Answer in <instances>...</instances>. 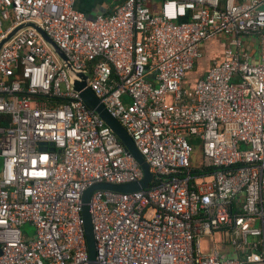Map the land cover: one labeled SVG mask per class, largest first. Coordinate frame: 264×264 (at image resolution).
<instances>
[{
  "label": "built area",
  "instance_id": "obj_1",
  "mask_svg": "<svg viewBox=\"0 0 264 264\" xmlns=\"http://www.w3.org/2000/svg\"><path fill=\"white\" fill-rule=\"evenodd\" d=\"M77 2L0 0V43L39 26L155 176L93 194L97 264H264V0H123L97 18ZM57 59L32 28L0 53V264H88L84 191L144 177Z\"/></svg>",
  "mask_w": 264,
  "mask_h": 264
},
{
  "label": "water",
  "instance_id": "obj_2",
  "mask_svg": "<svg viewBox=\"0 0 264 264\" xmlns=\"http://www.w3.org/2000/svg\"><path fill=\"white\" fill-rule=\"evenodd\" d=\"M32 28L35 29L47 46L52 50L55 56L58 58L60 64L68 72V75L72 82L73 90L78 93L80 100L93 114H96L116 135L118 140L124 146V149L129 153L140 165L144 177L142 180L125 184H110V183H98L87 188L82 196V217L83 228L86 239V245L88 250V264H97V242L94 232L93 212H92V197L96 191H107L116 193H134L141 190L148 189L151 183L154 181L155 176L150 171V166L146 162L145 158L137 148L133 138L128 133L127 129L123 127L120 121L115 118L108 109L104 106L97 95L89 88L88 80L90 74L88 72L77 71L73 68L63 52L56 46V44L47 36V34L37 25L27 24L16 30L0 43V53L4 46H6L14 36L23 29ZM52 149L55 147L50 144ZM60 151V150H59Z\"/></svg>",
  "mask_w": 264,
  "mask_h": 264
},
{
  "label": "crops",
  "instance_id": "obj_3",
  "mask_svg": "<svg viewBox=\"0 0 264 264\" xmlns=\"http://www.w3.org/2000/svg\"><path fill=\"white\" fill-rule=\"evenodd\" d=\"M165 1L168 0H149L148 6L157 14ZM122 2L123 0H78L77 10L90 18H97L101 15H111ZM194 73L197 74V80L206 75L204 71L201 74L198 73V70L194 71L187 76L186 84L191 86L195 84L197 80L191 81L194 78ZM190 78L192 79L190 80Z\"/></svg>",
  "mask_w": 264,
  "mask_h": 264
},
{
  "label": "rangeland",
  "instance_id": "obj_4",
  "mask_svg": "<svg viewBox=\"0 0 264 264\" xmlns=\"http://www.w3.org/2000/svg\"><path fill=\"white\" fill-rule=\"evenodd\" d=\"M214 46V49H219V45L214 41V42H208L205 46V56L203 59H201L195 69V71L198 70V73L201 74L202 71L205 72L206 68L208 67V56L210 53V47ZM192 78H190L191 80ZM197 80V74L194 73V78L191 81ZM201 160V153L197 149L196 152L193 154V164L195 166H199V162ZM24 232H27L30 236H33L35 234V227L28 225L26 227H23Z\"/></svg>",
  "mask_w": 264,
  "mask_h": 264
},
{
  "label": "trees",
  "instance_id": "obj_5",
  "mask_svg": "<svg viewBox=\"0 0 264 264\" xmlns=\"http://www.w3.org/2000/svg\"><path fill=\"white\" fill-rule=\"evenodd\" d=\"M39 100H41V99H39ZM43 101H46L50 107H55V106H58V105L65 103V101H63V100H53V99H43Z\"/></svg>",
  "mask_w": 264,
  "mask_h": 264
}]
</instances>
